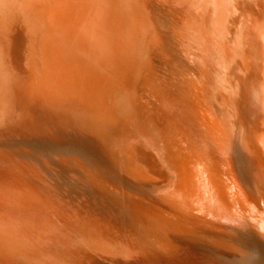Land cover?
Instances as JSON below:
<instances>
[{
    "label": "bare ground",
    "instance_id": "bare-ground-1",
    "mask_svg": "<svg viewBox=\"0 0 264 264\" xmlns=\"http://www.w3.org/2000/svg\"><path fill=\"white\" fill-rule=\"evenodd\" d=\"M151 1L0 0V92L7 87L8 94L3 92L8 96L7 100H3L6 105L7 120L1 121L4 127L16 128L20 132L31 127L29 120L32 119L35 124L43 123L50 132L48 136L53 137L36 141L35 139L27 141V138H14L7 141L0 139V151L8 153V156H0V163L9 164L8 167L11 169L13 164L10 165L7 161V159L11 160L10 156L14 155L22 160L30 158L27 154H25L27 157L24 156L21 147H26L33 154L50 160H53L54 155L57 154L70 155L80 160L89 172L101 179L117 182L125 190L137 193L145 200L159 205L176 221L192 226L191 221L197 222L198 225L201 218L210 217L213 220L222 215L227 216L229 220L232 218L231 221L236 223L238 215L236 209L239 202L229 189L232 188L229 170L226 172L219 169L221 162L219 154L223 156L232 148L229 154L233 157L231 160L229 157L226 158L225 164L229 166V161L236 164L234 151H240L238 160L241 166L255 175L253 185L256 189L258 204L261 205L260 211L264 214V156H261V153L264 154V141L262 137L258 138V143L261 144V148L258 149H255L252 142L245 141L246 139L240 142L239 137L235 142L229 143L230 134L223 127L224 124L222 125L220 120L215 118L216 115L214 116L211 112L212 109L220 118V108L212 103H210L211 109L206 108V105L204 106L200 101L203 99L201 88L191 81L187 85L189 92L187 91L185 96L183 92L185 88L181 92L179 88H175L172 105L165 107L162 103L157 104L155 101L151 109L148 107L151 98L143 91V81L136 78V81L132 82V79L127 87L122 84L125 81L121 84L115 81L114 77L119 75L124 79L123 75L131 68L134 57H131L130 49L138 38L140 21L145 20L143 11H146V15L150 11L153 13L150 7H154V4L151 5ZM172 1L179 7L177 15L171 18L169 23L167 17L162 18L160 15L161 18L158 17V19L161 21H155L159 22L161 30L169 32L167 34L186 38L199 52V57L204 58V48L212 43L227 57V50L230 48L224 42L226 36L229 37L226 39L229 44H235V47L241 45L240 53H238L242 57V62L235 65L236 69L245 71L248 65L252 69L249 67L251 72L247 79L234 80L238 81L241 96V106L236 105V124H238L236 128L242 130L245 119L249 118L247 116L251 112L250 106L253 105L249 103L250 95L252 98H258V101L259 99L263 101L261 106H263L264 118V90H260L263 93L259 92L260 96H257L254 88L256 84H259L261 89L263 86L255 81V78L259 77L253 69L255 65L247 62L258 55L257 46L255 47V39H257L255 19H259L264 29V12L260 13L261 10L264 11V0H234L233 14L235 13V16H233L232 25L228 28L227 18L232 12L230 0H213L210 2L209 9L199 0ZM155 10L159 11L154 7ZM162 10L160 12L165 13ZM151 14L149 13L148 17ZM144 30L145 36L147 32ZM140 49L139 47L138 50ZM125 57L128 59L127 62L124 61ZM258 60L257 62L262 63L260 58ZM134 71L138 70L135 68ZM141 76L144 77L143 74ZM104 97L109 98L106 104L103 101ZM37 99L45 106L48 116L38 114L34 106H30ZM21 104L29 105L26 112L23 107H20ZM40 110L41 108L38 112ZM26 143H32V146H22ZM243 150H247L249 156L242 155ZM5 173L3 171L0 173V258L2 259L0 264H21L20 259L24 258H27V261L38 259L35 264H85L84 262L104 264L103 261L95 260L93 253L112 255L111 257L120 254H138L135 255L137 258L147 260V262L133 264H193L191 255L195 253H190L199 248L192 244L193 236L172 227L164 237V227H161L159 223L163 221L170 223L168 218L166 219L164 215V217L155 216L152 221L158 222V226L154 225L149 219L153 216L150 211L138 209L135 206L125 209L120 205L122 209H118L125 215H118L117 209L116 213H113L114 217L111 215L112 218L110 214H107L111 209L110 206L102 207L104 209L101 210L99 217L106 220L100 219L103 221L109 219L107 222L111 221L110 223L122 224L123 222V225L118 227L123 228L125 225V232L122 230L124 234L109 235L107 232L90 227H87L90 228L89 231L83 230L86 225H80L77 228L80 237L71 235L70 239L64 240V227L58 225L59 217L57 218L53 212L56 209L52 207V199L63 202L65 207H79L82 210L84 208L86 212L93 213L99 207L100 199L91 185H85L86 180L76 178L66 171L58 176H52L55 184L53 188L51 186L44 188L46 184L41 187L25 182L22 178L24 174H19L20 168L10 170V174ZM145 176L150 177V181L148 178L147 181L146 178L144 180ZM20 179L24 180L27 190L20 188L23 186V181ZM53 181H51L52 184ZM103 205L105 204L101 206ZM104 210L107 212L104 213ZM245 212L247 217L252 219L251 224L243 223L234 227L235 224L231 223L233 227L230 228V232L233 231V234H236L234 237L237 239L233 238L234 242L239 246L244 244L243 248L239 247L243 254L239 252L230 260L223 258L220 255L222 253H218L216 257L220 264H249L250 262L264 264V250L260 251V245L256 242L257 239L264 243V215L258 212L256 216L254 212L242 206L239 214ZM189 216L196 218L192 217L190 220ZM242 216L241 218L244 217ZM169 226L171 225L165 228H170ZM78 238L81 244L78 243ZM208 242L211 243L209 240ZM189 251L191 252L188 253ZM35 254L38 256L34 257ZM11 256L16 258L6 260Z\"/></svg>",
    "mask_w": 264,
    "mask_h": 264
},
{
    "label": "rangeland",
    "instance_id": "rangeland-1",
    "mask_svg": "<svg viewBox=\"0 0 264 264\" xmlns=\"http://www.w3.org/2000/svg\"><path fill=\"white\" fill-rule=\"evenodd\" d=\"M199 1L201 2V4H203L206 8L209 9L210 8V2H212L213 0H199ZM151 2H152L151 5L154 4V7L157 9V11L158 10L159 11L158 12H156V10L154 11V7L150 5L151 6L150 9H152L153 13L151 11L150 12L148 11L150 14L152 13L151 16H149V17H148L149 13H148V15L145 14V20H142L140 22L142 24V26H140L141 24H139V27H138V30H139L138 31L139 32L138 33V38H137V40L134 41L133 46L130 49V55H131L132 58L134 57L133 58V61H135V62L132 61L131 68H130L131 70L129 69V71L126 72L123 75L124 76V79L121 78V75H119V77L118 76H115V77L113 76L114 79H115V81L118 82L119 84H121L122 81H125L126 83L125 82H122V84L125 85L126 87L130 84V82H131L132 79H133L132 82L136 81V78H139V80H141V82L143 81L142 82L143 91L146 92V94H148V96L151 98V99H149L150 100V103L148 105V107L150 109H151V107H153V103L155 101H156L157 104L158 103H160V104L162 103L163 106H165V107L168 106L169 104L172 105L173 98H174L173 96L175 94L174 93L175 88H179L180 89V92L182 91V89L185 88L184 91H183L184 92V96H185V93L187 94V91L189 92V90H187V88L189 86H187V85H188L189 81H191L192 83L196 84L198 87L201 88V91H202L201 92V95H202L203 99L200 100V101L202 102V104L204 106L206 105V108H208V109H211L212 108L211 105H210V103H212L213 105H215L218 108H220V111H219V113H220L219 114L220 115L219 117L220 118H218V115L214 111H212V109H211V112L214 113V116L216 115L215 118H217L218 120H220V122H221L222 125L224 124L223 127L226 128L228 134H230L231 140H229V143L235 142V140L239 137V140L241 139L240 142H243V139L244 140L246 139L245 141H247L248 143H251L252 142L251 144H254L255 149L261 148V144L259 145V143H258L260 137H262V139L264 141V126H262V122H264V120H263L264 118L262 116V114H263V108L262 107L263 106H261V105H263V103H262L263 101H261V99H259V101H258V98H255V97L252 98L251 95L248 97L249 98L250 105L253 104L252 106H250L251 112L247 116V118L248 117L249 118L248 119H245V123L246 124L244 123V128L242 129L243 131L242 130H239L240 128H236V127H238L237 126L238 124H236V122H237V119H236V107L237 106L236 105L241 106L240 105L241 104V96H240V92H239V89H238V86H239V84L237 83L238 81H234V80H237V78L242 79V80L245 79V78L247 79L249 77V75H250V72H251L249 69L250 68L252 69V67H250V65L246 66L248 68L245 71H241V70L236 69L237 67L235 65L239 64V62H242V57L239 54L240 53L239 51H240V46L241 45H238V47H235V44H232V43L229 44L226 41V39H228L229 37L226 36L225 37L226 39L224 40V42L230 48V49H228L229 51L227 50V55H228L227 57H225V55L222 54V51H220L218 49V47L215 44L212 43L213 45L212 44H209L206 48H204V54H205V56H204V58H201V57H199V54H198L199 52L196 50V48H194L193 45L190 44V42H188V40L186 38H180L179 36H175L173 34H167L168 31H164L163 29L161 30L162 27L160 28V26L158 25L159 22L158 23L156 22L157 20L158 21H161L160 19H158L159 15L162 18H163V16L164 17H167L168 19L167 18L166 19L168 20V23L171 22V18H174L177 15L176 12H179L178 5L175 4V2H173L172 0H152ZM153 2H155L157 5L155 3H153ZM233 2H234V0H230V6H231L232 12L230 13V15L227 18V20H228L227 21V28L229 27V25L230 26L232 25L233 16H235V13L233 14V11H234L233 10ZM161 4H163V5L160 7ZM248 4H250V3L248 2ZM244 6L246 8V5H244ZM162 7H163V10H164L165 13L160 12L162 10ZM241 10H243V9H241ZM239 11L240 10H238V12ZM262 12H264V11L261 10L260 13H262ZM260 13H258V15ZM258 15H257V17H259ZM161 17H159V18H161ZM255 20H256L255 21V23H256L255 26H256V31H257L256 32L257 35H255V36L258 39V41H257V39H255V41H256L255 42V47L257 46V51L256 52H257L258 55L255 58L251 59L250 61L247 60V62L248 63H251V64L253 63V65H255L254 68H253L254 71L259 74V77H256L255 76L256 77L255 78V81H258L259 83H261V86H263V88L261 89L259 87V84H256L254 86V88L256 90L255 94H257V96H260V93H259V92H261L260 90H264V29H262V26L259 23V19L257 18ZM143 24H144V26H143ZM149 26H151V28ZM157 26H159V27H157ZM141 27H142V29H140ZM148 28H149V31H147ZM143 30H144V32H147L145 34V36L147 35L146 37L143 34ZM227 31H229V29ZM141 32H142V34H141ZM163 32H165V33H163ZM141 35L143 37H145V38L141 37ZM148 36H149V39H148ZM138 39H141L143 43L141 42V40L139 41ZM237 39H239V38H237ZM171 42H173V43H171ZM256 43H258V44L256 45ZM139 47L141 48L140 50H138ZM144 50H145V53H144ZM146 50H147V52H146ZM137 52H138V54H137ZM135 53L138 55V58L137 59H136L137 55H135ZM236 53H238V54H236ZM261 53H263V54H261ZM191 55H193V56H191ZM143 56H145V57L149 56V57L144 58ZM258 58L261 59L262 63L257 62V61H259ZM141 59H142V61H141ZM143 59H144V61H143ZM136 60H137V62H136ZM146 60L149 61V62H147ZM124 61L125 62L128 61L127 57H125ZM145 61H146V64H145ZM142 63H143V65H142ZM141 65H142V67H141ZM134 67L138 71L135 72L134 71L135 70ZM195 67H196V69H195ZM221 67H222V69H221ZM206 68H207V70H206ZM194 69H195V71H194ZM165 70H167L168 72L165 71ZM217 70H220V71H217ZM198 71L199 72L201 71V72L199 73ZM138 72H140V73H138ZM145 72H147V73H145ZM216 72H218V73H216ZM141 73L143 74V76L145 78L141 76L142 75ZM202 73H204L205 75L202 74ZM234 73H235V75H234ZM134 74H135V76H134ZM161 74H162V76H161ZM240 75H241V77H240ZM216 76H217V78H216ZM210 78H211V80H208ZM258 78H260V79H258ZM203 79H205V80L203 81ZM221 79H223V80H221ZM205 81H207L208 83L205 82ZM116 82H115V85L117 84ZM185 82H187V83L185 84ZM160 83H162V84H160ZM203 83H205V84H203ZM4 87H6V86H4ZM210 87L212 88V90H211ZM209 88H210V90H209ZM6 90H7V87H6ZM6 90L0 92V99H1L0 100V103H3V104H0V123H1L0 124V126H1L0 127V131H1L0 132V139L2 141H7V140H13L14 138H17V139H21V138L26 139L27 138L26 139L27 141H34V139L36 141L37 139H41V138L42 139H44V138H46V139L47 138H49V139L50 138H53L52 136H48V134L50 132L46 129V127H45V125H43V123H39V124L36 123L35 124L32 119L29 120V124H30L31 127L28 128V129H25L23 131H20V132H18L16 130V128H10L9 129V128H6V127L3 126L4 124L2 123V121L3 120H7V118L5 117V116H7L6 105H4V101H3V100H7L8 99V96H7L8 94H7V91ZM232 90H233V92H235V94L232 92ZM234 90H236V91H234ZM215 91H217V92H215ZM3 92L5 94H7V95H4ZM262 93L263 92H261V94ZM235 96H236V98H235ZM165 98H167V99L165 100ZM218 98H220V99H218ZM108 99L109 98H105L104 97V100L103 101H104L105 104L108 103L107 102ZM224 99H226V100H224ZM37 100H35L34 102H32L33 105H30V106H34L35 111L38 114H41V115H43L45 117L48 114L46 112V110L44 109L45 106L42 103H39V100L37 102ZM239 100H240V102H239ZM103 101H102V103H103ZM216 101H218V102H216ZM230 102H232V103H230ZM222 104H223V107H222ZM2 105H4V106H2ZM111 105H112V101H111ZM232 105H234V106L231 107ZM1 106H2V109H1ZM20 107L21 108L23 107V109H25V112H26L27 111L26 108H28L29 105L28 104L27 105L21 104ZM40 108H41V110L38 112V110ZM226 113H229V114L226 115ZM59 125L61 126L60 123H59ZM259 126H260V128H259ZM2 127H4V128H2ZM261 127H262L263 130L261 129ZM250 132H251V134H250ZM244 136H245V138H244ZM29 145L32 146V143H26V145L25 144H22V146H28V147H30ZM231 149L228 150L229 152L226 151V153L223 156L221 154H219V156L221 158V162H220L219 169H223L226 172L229 170V175H230V178H231V183H232L231 186H232V188H229V187L228 188L230 189V192H232V193L235 194V196L237 198L236 200L239 202V204L237 206V209H236V213H238V215L237 214L236 215L238 217L236 216V220H235L236 223L237 222L239 223L240 221L242 222V223L240 222L239 224L238 223L236 224L233 221H231L232 218H230L231 220H229L228 218H226L227 216L222 215V216L216 217V219L214 218L213 220H211L212 218H210V217H206L207 219L206 218H201V219H199L200 220V223H198V225H197V222L194 223L193 221H191L192 226L191 225H184V223L179 222V221H176L175 218H173L170 213H167L166 210H162V208L159 205H157V204H155V203H153V202H151L149 200L147 201V199L145 200V198L143 196L138 195L137 193H133V192L127 190V189L125 190L124 187L122 188V186L121 185L119 186L118 183L115 182V181H106L104 179H101L100 177H98L94 173L89 172L88 169L83 165V163L80 160L76 159L73 156L71 157L70 155H67V156L64 155V156H62V155L57 154V155H54L53 160H50V159H48L46 157H45L46 158L45 159L44 156L41 157V155L33 154L30 150L26 149V147H21V151L23 152L24 156H25V154H27V156H30V158H28L27 156H25L27 158L26 159L24 158V160H22V158L20 159V158L15 157L14 155L13 156H10L9 155L11 157V158L9 157L11 160H8L7 159V161H8V163H10V165L13 164L12 165L13 167L10 169L8 167L9 164H6V163L5 164L4 163L1 164L0 163V173H1V171H3L4 173L7 171L5 174H10L9 173L10 170H14L16 168H20L21 169V173H19V174H21V175H22V173L24 174V176H22V178L25 180V182H30L32 185L41 186V187H43L46 184L44 186V188L46 186L47 187H50L51 186L53 188L55 184H54V181H53V177L52 176L53 175L54 176L55 175L58 176L62 172L64 173L66 171L68 174H71L72 176H74L76 178L78 177V178H83L84 180H86L85 185H91L92 189H94L97 192V195H98V197L100 199L99 202L101 203V204L99 203V207L93 213L86 212V210L84 208L82 210V208H79V207H77V208H73L72 206H69V207L66 206L65 207L64 204H63V202H60V201H58L57 199H54V198L52 199V202H53V203L51 202L52 207L54 209H56V210H53V212H54L55 215H57V218L59 217L57 219L58 225L60 227H62V225H63V227H64V229H63V231H64L63 239L64 240L70 239V236L71 235L73 237H80L81 235H80V233L77 230V228H79L80 225H82V226H85L86 225L83 228V230L84 229H87L89 231L90 228L91 229H94L95 228V229H98L100 231L107 232V233H109V235L110 234L111 235H114V234L115 235H120V234L123 233V231L125 232V230H126L125 229V225L123 226V228H119L121 225H123V222H122V224L114 223V222L110 223L111 221L107 222L109 219H107V221H103V220H106V219L99 217V215H101L100 214L101 213V210H103L105 208V206H106V208H108L110 206L109 208H111L110 209L111 212L109 210L107 214H110V217H111V215H112V217H114L115 214H113V213H116L115 210H117L118 208L122 209V207H119L120 205L124 206L125 209H127L129 206H132V207L135 206L138 209L141 208V209H144L146 211H150V213L153 216H151V218H149V219H150L151 223L154 224V225H157L158 226V222L156 223V222L152 221V218H154L155 216H163L164 215L166 217V219L168 218L167 220L170 223H167V222L164 223V221L163 222L161 221L162 222L161 224L159 223V225L161 227H164V231H163L164 232V237L167 236V231L169 229H172V227H174V229L176 228L175 230H177L179 232L187 233L188 235L193 236L194 239H193V243L192 244L194 246H196V247H199L196 251L193 250L192 252L191 251L188 252V253L191 252L190 254H194L195 253L193 255L194 257L191 255V257H192L191 260H192L193 264H194V262L196 264H204V263L205 264H209V263L210 264H220V261L216 257V254H218V253H222L220 255H222L223 258L230 259V260H232V258H234V256H237L239 252L241 254H243V252L241 251L240 248H243V245L244 244H241L240 246L237 245L234 242V240L237 239L236 237H234V236H236V234L235 233L233 234V231L230 232V230H231L230 228L233 227L232 226L233 223L235 224L234 227L240 226L243 223H250L251 224V220L252 219H249L250 217H247L248 216L246 214L247 212L244 213V214H246V216L244 214H241V215L239 214L240 211H241V207L243 206V207L247 208L248 211L250 210L252 213L254 212L256 216H258L259 213L262 214V215H264L260 211V206L261 205L258 204L256 189H254V185H253V180L255 178V175L252 172H250L248 169H245L244 166H241L240 160H238V158L240 156V153H239L240 151L239 152L234 151V155L236 156V164H234L232 161H229V163H230L229 166L227 164H225L226 162L224 160L226 158L229 157L230 160H231L232 157H233L232 154L231 155L229 154V153L232 152ZM227 152H228V155H227ZM241 154L244 155L245 157L246 156H249V153L247 152V150L246 151L243 150ZM224 156H225V158H224ZM261 156L263 157L264 154L261 153ZM37 157H38V159H37ZM13 158H15V159H13ZM58 158H59V160H58ZM34 162L36 163V165H35ZM32 163H33L34 166L32 165ZM64 164L66 165L65 167L63 166ZM27 166H28V168H27ZM39 166H40V168H39ZM67 166H69V167H67ZM23 167H24V169L22 170ZM30 170H31V172H30ZM39 170H41V171H39ZM52 170H54V171H52ZM38 171H39V176L37 175ZM50 171H51L52 174L49 173ZM25 172L27 173V175H26ZM25 177H27L28 179L25 178ZM31 177H32V179H31ZM143 178H144V180L146 178V181H147V178H148V181H150L149 180L150 177L145 176ZM23 179H20V180L23 181L22 182V185L23 186H21L20 188H23V190L24 189L27 190L26 185L24 184V180ZM42 180H44L45 183H44V181L42 183L41 182ZM38 181H40V182H38ZM51 181H53V184H52ZM229 189H227V190H229ZM141 197H143V198H141ZM122 199H124L125 202H124V200L122 201ZM103 203L105 205L101 206ZM115 204H117V206ZM88 205H90V204H88ZM102 207H104V208H102ZM120 209H118L119 211L117 212V214L118 215H121V216L125 215V214H123V211L120 210ZM60 210H63V211H60ZM103 212L106 213L107 211L104 210ZM65 213H67V214H65ZM59 215H61V216H59ZM239 215H240V217H239ZM241 216L243 218H241ZM169 217H171L172 219L169 218ZM192 217L193 218H196L195 216H192ZM192 217L189 216L188 218L190 219ZM246 217H247V219H249V221L246 219ZM100 218L103 219V220H101ZM85 219L88 220V221H86ZM209 219H210V221H209ZM237 219H239V220H237ZM147 222H149V221H147ZM147 222H145V223H147ZM177 222H179V223H177ZM218 222H220V223L218 224ZM181 224H183V225H181ZM229 224H231V225L229 226ZM118 225H119V227H118ZM165 225L166 226L171 225V226H169L170 228H165L166 227ZM203 226H205V227H203ZM213 226H214V228H212ZM222 226H224V228ZM226 226H229V227H226ZM87 227H90V228H87ZM70 229H71L72 232L70 231ZM118 229H120V230H118ZM213 229H215V230H213ZM218 229H220V230L218 231ZM83 230H80V231H83ZM216 230H217V232H216ZM75 231H77L78 233L75 232ZM209 231H211V232L208 235ZM212 231L214 233H212ZM68 233H70V234L68 235ZM74 234H75V236H74ZM211 235L213 237H211ZM229 236H230V238H229ZM219 237H221V238L219 239ZM216 238H217V240H216ZM233 238H235V239H233ZM77 240H78V243L81 244L80 238H78ZM208 240L211 241V243L208 242ZM226 241H228V242H226ZM256 242H257V244L260 245V249L259 250L260 251L261 250H264V243L259 242L257 239H256ZM201 244H203V245H201ZM236 245H237V247H235ZM123 248H125L124 245H123ZM223 249L226 250V251H224ZM130 250H133V249H130ZM132 252H134V251H132ZM132 252H130V253H132ZM134 253H138V252L136 251ZM98 255L100 257H98ZM135 255H138V254H131V255L120 254V255L111 257L112 255L106 256V255H102V254L93 253L94 259L95 260H98V262H100V261L102 262L103 261L104 264H126V263L127 264H130V262H131V264H133L135 262H143V261L144 262H147V260L142 259V258L139 259ZM35 256H38V255L35 254L34 257ZM13 258H16V257L11 256V258H9V259L7 258L6 260H10V259H13ZM120 258H121V260H120ZM124 258H126V259L124 260ZM127 258L129 259V261H128ZM194 258H196V259H194ZM105 259H108V260H105ZM1 260L2 259L0 258V262H1ZM3 260L5 261V259H3ZM117 260H118V262H122V263H118ZM20 261H22L21 264H35V262L38 261V259L35 258V260L31 259L30 261H27V258H24V259H20ZM201 261H203V262H201ZM84 263L86 264V262H84ZM249 264H257V263L256 262H250Z\"/></svg>",
    "mask_w": 264,
    "mask_h": 264
},
{
    "label": "water",
    "instance_id": "water-1",
    "mask_svg": "<svg viewBox=\"0 0 264 264\" xmlns=\"http://www.w3.org/2000/svg\"><path fill=\"white\" fill-rule=\"evenodd\" d=\"M143 13H144V17H145V14H147L146 11L144 10ZM140 22H141V21H140ZM139 24H140V23H139ZM0 152H1V151H0ZM2 155H4V156L7 155V156H8V153H7V152H1L0 156H2ZM2 157H3V156H2Z\"/></svg>",
    "mask_w": 264,
    "mask_h": 264
}]
</instances>
